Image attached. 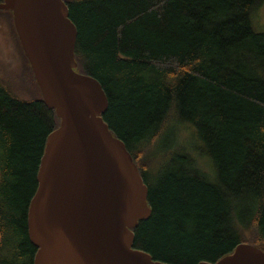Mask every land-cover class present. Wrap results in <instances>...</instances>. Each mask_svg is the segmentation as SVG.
<instances>
[{
  "label": "trees",
  "instance_id": "16d2710c",
  "mask_svg": "<svg viewBox=\"0 0 264 264\" xmlns=\"http://www.w3.org/2000/svg\"><path fill=\"white\" fill-rule=\"evenodd\" d=\"M63 1L75 70L101 84L102 120L147 186L151 214L132 229L134 248L169 264L215 263L239 243L264 250V29L253 26L264 0ZM0 13L14 33V58L0 60V264H33L28 208L60 119L11 10Z\"/></svg>",
  "mask_w": 264,
  "mask_h": 264
},
{
  "label": "water",
  "instance_id": "95a60500",
  "mask_svg": "<svg viewBox=\"0 0 264 264\" xmlns=\"http://www.w3.org/2000/svg\"><path fill=\"white\" fill-rule=\"evenodd\" d=\"M44 103L60 119L46 138L27 228L33 264H169L134 248L147 219V186L131 154L102 120L97 79L78 72L77 36L63 0H3ZM264 264V250L239 243L215 263Z\"/></svg>",
  "mask_w": 264,
  "mask_h": 264
},
{
  "label": "rangeland",
  "instance_id": "374dc122",
  "mask_svg": "<svg viewBox=\"0 0 264 264\" xmlns=\"http://www.w3.org/2000/svg\"><path fill=\"white\" fill-rule=\"evenodd\" d=\"M11 19L9 18V13H0V60L10 62L13 57V46L12 42L14 40V33L11 28ZM253 26L256 29H264V7L260 11H257L253 16ZM26 58V57H25ZM28 62V61H27ZM29 65V63H28ZM192 130V131H191ZM185 130L183 136L185 137V142L187 148L192 154L196 155L195 147L200 144L196 136L193 135L194 129ZM215 175V169L212 165ZM208 171L211 170L209 165L205 167ZM211 182L215 181V176L213 179L209 178Z\"/></svg>",
  "mask_w": 264,
  "mask_h": 264
},
{
  "label": "bare ground",
  "instance_id": "6f19581e",
  "mask_svg": "<svg viewBox=\"0 0 264 264\" xmlns=\"http://www.w3.org/2000/svg\"><path fill=\"white\" fill-rule=\"evenodd\" d=\"M25 54V53H24ZM26 56V55H25ZM27 58V57H26Z\"/></svg>",
  "mask_w": 264,
  "mask_h": 264
}]
</instances>
